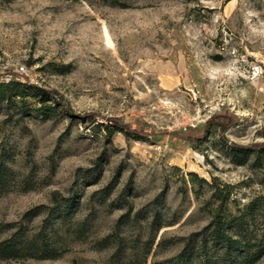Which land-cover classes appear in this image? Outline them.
Wrapping results in <instances>:
<instances>
[{"label": "rangeland", "instance_id": "obj_1", "mask_svg": "<svg viewBox=\"0 0 264 264\" xmlns=\"http://www.w3.org/2000/svg\"><path fill=\"white\" fill-rule=\"evenodd\" d=\"M12 76L83 118L0 104V161L14 173L0 241L38 231L53 192L71 201L55 258L0 264H151L208 223L215 189L230 208L264 198V0H0V82ZM217 114L233 118L225 138L259 156L214 127L191 142ZM106 118L139 137L108 134Z\"/></svg>", "mask_w": 264, "mask_h": 264}, {"label": "trees", "instance_id": "obj_2", "mask_svg": "<svg viewBox=\"0 0 264 264\" xmlns=\"http://www.w3.org/2000/svg\"><path fill=\"white\" fill-rule=\"evenodd\" d=\"M30 65V62H27ZM32 111L40 117L48 118L59 109L65 111L72 118L75 116L69 107L56 95L53 90L42 88L29 83L26 79L21 81L19 76H12L7 82H0V104H17L22 109L28 104ZM84 117H93L85 115ZM218 117L222 120L218 121ZM232 117L217 114L211 117L202 131L190 141L200 144L212 127L219 129L220 141L238 153L251 152L259 156L261 149L239 146L224 136V132L232 124ZM104 129L108 134L115 132L139 137V133L121 123L116 118H106ZM13 171L0 161V192L7 190L13 179ZM196 177L195 174H192ZM59 195L52 193L54 206L47 210L38 231L26 234L25 228L18 227L6 239L0 241V259H18L20 257L55 258L57 248L52 242L59 229L66 233V222L70 216V199L58 200ZM228 192L225 188L215 189L211 200H208L204 209L208 216V223L201 229L191 232L181 238L179 251L169 258L156 260L151 264H264V198L255 197L243 206H228ZM43 207V206H42ZM40 214V207L28 210L23 219L31 220ZM158 214L154 212L151 224H155ZM65 226V228H64ZM77 224L75 235H83L85 228ZM6 227H11L10 224ZM160 228L157 226V229ZM163 242L158 243L160 247Z\"/></svg>", "mask_w": 264, "mask_h": 264}, {"label": "built area", "instance_id": "obj_3", "mask_svg": "<svg viewBox=\"0 0 264 264\" xmlns=\"http://www.w3.org/2000/svg\"><path fill=\"white\" fill-rule=\"evenodd\" d=\"M19 69H20V71H23L24 68L23 67H20Z\"/></svg>", "mask_w": 264, "mask_h": 264}]
</instances>
